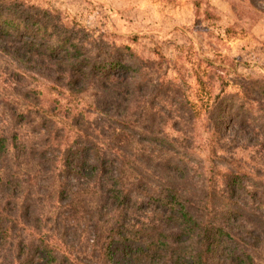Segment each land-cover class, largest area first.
Returning <instances> with one entry per match:
<instances>
[{
  "label": "trees",
  "instance_id": "1",
  "mask_svg": "<svg viewBox=\"0 0 264 264\" xmlns=\"http://www.w3.org/2000/svg\"><path fill=\"white\" fill-rule=\"evenodd\" d=\"M0 55L13 63L12 74L34 72L49 89L70 96L94 89L93 110L119 125L131 121L132 103L147 87L144 64L128 45L92 37L24 0H0ZM242 110L209 107L212 133L241 126ZM78 118L73 114L72 123ZM12 119L11 130H0V264H114L112 246L121 241L135 243L124 251L127 264H262L254 250L264 240V184L223 156H211L207 178L196 182L185 161L169 157L154 185L142 174L130 179L124 156L87 132L58 137L45 125V134L27 143L15 128L23 113ZM149 141L173 150L154 134ZM20 157L43 168L49 185L42 191L24 186L29 173L19 171ZM44 194L52 202L46 213ZM88 195L96 197L92 206ZM60 217L86 227L87 253L59 229Z\"/></svg>",
  "mask_w": 264,
  "mask_h": 264
},
{
  "label": "rangeland",
  "instance_id": "2",
  "mask_svg": "<svg viewBox=\"0 0 264 264\" xmlns=\"http://www.w3.org/2000/svg\"><path fill=\"white\" fill-rule=\"evenodd\" d=\"M24 1L56 12L92 37L128 45L144 64L147 87L132 103L136 120L134 114L119 125L93 110L94 89L73 96L55 86L49 89L48 80L34 72L12 74L13 63L0 55V130L12 129L16 111L24 115L15 123L20 141L37 142L45 125L58 137L87 132L124 156L130 179L142 174L154 185L162 180L167 158L185 161L191 182H196L207 178L211 156H223L264 184V0ZM218 103L242 106V125L213 134L208 108ZM78 112L79 122L72 123ZM151 134L170 142L173 150L152 144ZM18 161L19 171L29 173L25 187L42 191L49 185L35 161ZM40 199L44 212L51 211L49 197ZM95 203L96 197L86 196V205ZM62 217L59 229L65 226L75 249L87 253L89 231ZM134 246L130 241L114 243V264H127L124 251ZM254 251L264 264V240Z\"/></svg>",
  "mask_w": 264,
  "mask_h": 264
}]
</instances>
